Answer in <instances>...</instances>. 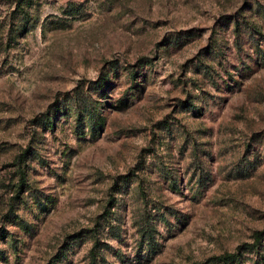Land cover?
<instances>
[{
  "label": "rangeland",
  "instance_id": "obj_1",
  "mask_svg": "<svg viewBox=\"0 0 264 264\" xmlns=\"http://www.w3.org/2000/svg\"><path fill=\"white\" fill-rule=\"evenodd\" d=\"M0 264H264V0H0Z\"/></svg>",
  "mask_w": 264,
  "mask_h": 264
},
{
  "label": "trees",
  "instance_id": "obj_2",
  "mask_svg": "<svg viewBox=\"0 0 264 264\" xmlns=\"http://www.w3.org/2000/svg\"><path fill=\"white\" fill-rule=\"evenodd\" d=\"M69 6L72 7V6H74V4L71 3ZM48 123H49V126H51V125H50L51 121H49ZM21 157H22V155H21ZM22 180L24 181L25 179L22 178ZM146 232H147V231L145 230V233H146ZM151 238H152V236H150V239H151Z\"/></svg>",
  "mask_w": 264,
  "mask_h": 264
}]
</instances>
